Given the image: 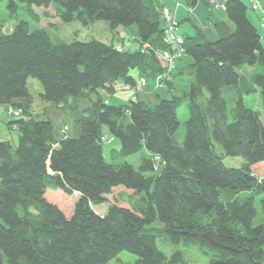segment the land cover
I'll return each instance as SVG.
<instances>
[{
  "label": "trees",
  "instance_id": "1",
  "mask_svg": "<svg viewBox=\"0 0 264 264\" xmlns=\"http://www.w3.org/2000/svg\"><path fill=\"white\" fill-rule=\"evenodd\" d=\"M20 1L34 17V6L53 5L64 21L106 20L113 33L136 24L139 47L118 49L97 38L66 41L47 27L31 30L26 21L3 32L0 24V104L25 114L11 121L18 144L0 140V264H107L122 250L137 255L133 264L186 263L183 250L168 256L158 239L197 245L209 264L264 262V222L254 223L256 196H264V43L247 4L226 1L233 26L218 23V39L201 33L185 38L191 61L176 71L186 78L181 93L172 92L170 81L172 93L155 103L115 104L99 95L79 119L80 134L58 139L53 121L32 111L29 78L41 82L42 100L71 106L100 88L113 94L121 80L134 85L133 70L154 78L164 69L160 53L169 47L164 8L160 0ZM8 6L17 11L18 3ZM244 66L255 71L249 75ZM225 89L231 91L230 111ZM252 92H259L262 110L247 106ZM185 101L189 117L178 141V108ZM103 124L120 139L122 156L145 148L150 157L139 167L108 161ZM227 155L245 163L228 166ZM118 185L140 193L139 199L130 207L111 204L100 214L94 206ZM48 189L78 193L71 215L47 199ZM243 191L249 194L240 199ZM261 209L264 215V197Z\"/></svg>",
  "mask_w": 264,
  "mask_h": 264
},
{
  "label": "rangeland",
  "instance_id": "2",
  "mask_svg": "<svg viewBox=\"0 0 264 264\" xmlns=\"http://www.w3.org/2000/svg\"><path fill=\"white\" fill-rule=\"evenodd\" d=\"M18 3L17 11H12L11 8L8 6L10 0H0V24L1 29L3 32H8L11 30L12 26L17 24L20 21H26L29 28L31 30L47 27L46 29L49 31V33L52 35V37H60L66 41H71L74 38H78L80 40H89L92 38H97L105 42L110 41V26L109 23L106 20H98L95 23H91L89 25H85L82 21H80L78 18H75L71 21H64L60 16L57 15V11L53 5L50 6H34L35 12L37 14V17L32 16L26 9L25 4L21 2L20 0H16ZM126 28H129L125 26ZM132 29L128 30L130 32L129 38L126 40V43L119 42L117 46H128V44L133 41L135 38V31L137 30V25L132 24L130 25ZM131 36V37H130ZM137 40V39H136ZM131 49L134 47L131 46ZM248 71V70H247ZM151 79V78H149ZM152 80V79H151ZM152 83V82H151ZM123 86L125 89L119 87ZM28 87L29 90L33 96L34 104H32V111L35 115H38L41 118H50L53 123L56 126L55 134L57 135L58 139H61L63 137V134L61 133V128H63L65 125H67L70 129V132L67 133V135L70 136H77L81 132V124L79 119L84 113V109L91 103V99H97L99 94L93 93L90 97L83 96L79 98L73 106L72 104H54L51 102H47L42 100L41 98V92L43 91V86L39 79L35 77H30L28 80ZM146 86L144 88H138L136 87V92H141L145 90ZM184 88V85L182 86V90ZM155 89L158 90L160 88H157L155 85ZM182 90H179L180 93ZM100 92H102L104 95L108 94V91L106 89L100 88ZM122 91H131L130 95H135L136 92L132 88L131 84H128L121 80L119 83H117V91H115L112 95V102L115 104L127 102L128 95H125L124 97H117L115 94H119ZM160 92H164L165 94H171L169 89L161 90ZM231 91L228 89L224 90V95L228 101V109L230 111L233 102L230 98ZM111 97L108 95V98ZM141 97H143L141 95ZM149 101L152 103H155L156 101H153V98H150ZM245 102L248 107H251L253 109L262 110L263 104H262V98L259 94V92H252L245 96ZM33 103V102H32ZM5 105L0 104V134L1 132L10 134L9 141L16 146L18 142L13 141L11 138V135L13 136V133L16 134L18 131L16 127L11 123L12 120L17 119L18 117L10 114L7 112V109L5 108ZM21 114L19 117H21ZM189 117V110H188V102L185 101L179 108H178V118L180 120V126L176 132L175 138L178 141H183L186 133V120ZM102 132L104 136V150L106 153V159L108 161H114V162H123L128 161L129 163L133 164L135 167H139L143 158L150 157V152L143 148L140 152L136 154H132L129 156H122L117 150L121 146V141L119 138L112 135L110 128L108 125L103 124L102 125ZM19 134V133H18ZM108 138L109 141L107 142L105 138ZM16 138V137H14ZM216 144V149L218 152H223L222 145L214 141ZM224 162L228 166L232 167H241L245 163V159L242 156H231L227 155L224 158ZM159 172V169H157ZM259 178V177H258ZM259 179H263V177H260ZM1 181V180H0ZM248 191H243L239 193L240 199H245L248 196ZM226 193H223L222 198L225 199ZM46 197L49 201L53 203H57L60 208L65 212L66 215H70V213L74 210L75 203L78 199L77 194H67L63 192L62 190H55V189H48L46 193ZM140 197V193H134L132 189H128L127 187L123 185H118L115 188H113L112 192L107 195L108 200L105 203L95 205V209L100 213H105L108 209V207L111 204H118L121 206H127L130 207L132 203H135ZM264 196L258 195L256 196V207L258 210V214L255 218L254 223L259 224L264 222V215L262 213L261 209V198ZM156 226H161L162 223L160 221H156L154 223ZM158 246L159 248L165 252L166 255L170 256L176 249H181L184 252L185 255V264H209L208 257L199 249L197 245H191V246H183V245H167L163 243L160 239H158ZM137 255L127 251L122 250L120 253H118L116 256L111 258L107 264H133L137 260ZM261 264H264L262 262Z\"/></svg>",
  "mask_w": 264,
  "mask_h": 264
},
{
  "label": "crops",
  "instance_id": "3",
  "mask_svg": "<svg viewBox=\"0 0 264 264\" xmlns=\"http://www.w3.org/2000/svg\"><path fill=\"white\" fill-rule=\"evenodd\" d=\"M160 1L163 5V8L168 10L171 18L177 22V28H176L177 33L183 36L184 38L188 36L194 37L201 33L209 40H216L220 37V29L217 26L218 23H226L230 27L233 26V24L228 19V15L225 8V3L227 0H195L196 2L194 4H192L193 0H160ZM243 1L247 4L248 15L250 19L253 21V23L258 27L262 36V41L264 43V0H243ZM254 2L257 3L259 6L256 9H254L253 7ZM166 25H167V21L165 22V26ZM129 28L132 29V27ZM129 28H126L125 26H121L116 30L115 33H113L110 30L109 42L113 41L115 44H118L119 42L125 44L126 40L129 38V36H126L129 35L128 33L130 32L128 31L130 30ZM131 46L134 47L133 49H136L139 47V42L136 39H134L129 43V47ZM190 61L191 60L187 55L183 56L181 59L177 61V70H180V67L186 65V63ZM242 69L245 71V73L249 75L255 71V68L250 66H244ZM176 71L172 79L170 80L173 82L175 81V83H173V89L166 84L164 87L156 90L154 78H151L152 80L148 79V85L146 86L145 90L141 92H136L135 85H131L134 91L136 92L135 95L131 96L130 95L131 91H122L119 94H115V96L124 97L125 95H128L129 96L128 101L140 100L146 102H151L149 101L150 98H153V101H156L159 95L169 96L170 94L168 95L160 91L161 90L163 91L165 89H169V90L172 89L173 90L172 92H178L179 90H181V86L184 85L186 80V78L181 75L176 76L177 74ZM132 75L135 76L136 78L139 77L138 71L136 70L132 71ZM119 87L125 89L121 85ZM115 88H116L115 91H117V84ZM172 92L170 91V93ZM98 94L106 99L108 98L109 95L111 96L109 97V100L110 101L112 100L111 99L112 95H110L109 93L107 95H104L102 92L98 91ZM141 95L143 97H141ZM111 103L113 102L111 101ZM32 104H34V100ZM5 108L7 109V107ZM69 132L70 129L68 127V133ZM10 134L1 132L0 140H9L7 138H10ZM11 138L13 141L18 142L19 141L18 131L16 132V134L13 133V136L11 135ZM74 194L78 195L77 192ZM72 212L70 213V215L72 214Z\"/></svg>",
  "mask_w": 264,
  "mask_h": 264
},
{
  "label": "built area",
  "instance_id": "4",
  "mask_svg": "<svg viewBox=\"0 0 264 264\" xmlns=\"http://www.w3.org/2000/svg\"><path fill=\"white\" fill-rule=\"evenodd\" d=\"M253 6L255 8L259 7L258 4L255 2L253 3ZM164 14L167 19L165 43H167V45L169 44V47L163 50L160 54V58L164 69L162 72L158 73L155 77V84L157 88H162L165 86L166 82L172 78V73L176 68L177 60L180 59L182 56L186 55L184 38L176 31L177 22L171 18L168 10L164 9ZM118 48L121 49V46L120 47L118 46ZM147 84H148L147 79L141 77L136 83V87L141 89L144 88ZM14 109L9 107V112L14 115L21 114L22 112L21 109H16V110ZM67 132H68V127L65 126V128L62 129V133L67 134ZM105 140L107 141L108 139L105 138ZM259 180L261 181L262 179Z\"/></svg>",
  "mask_w": 264,
  "mask_h": 264
},
{
  "label": "bare ground",
  "instance_id": "5",
  "mask_svg": "<svg viewBox=\"0 0 264 264\" xmlns=\"http://www.w3.org/2000/svg\"><path fill=\"white\" fill-rule=\"evenodd\" d=\"M254 7V6H253ZM254 9H256L255 7H254ZM164 41H166V37H164ZM128 46H129V44H128ZM168 46H169V44H168ZM124 48H130V47H127V46H121V49H124ZM118 49H120V48H118ZM141 77H144V76H140V78ZM144 78H146V77H144ZM138 79V78H137ZM147 79V82H148V79L149 78H146ZM154 81H155V78H154ZM137 82V81H136ZM11 107V106H10ZM11 108H13V107H11ZM14 109V108H13ZM14 110H16V109H14ZM100 213V212H99ZM100 214H103V213H100Z\"/></svg>",
  "mask_w": 264,
  "mask_h": 264
}]
</instances>
